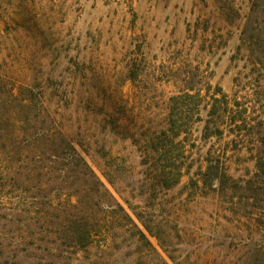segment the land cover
<instances>
[{"label":"rangeland","instance_id":"obj_1","mask_svg":"<svg viewBox=\"0 0 264 264\" xmlns=\"http://www.w3.org/2000/svg\"><path fill=\"white\" fill-rule=\"evenodd\" d=\"M0 77L32 89L49 115L17 139L0 96V171H13L0 190V264L264 261V183L254 177L264 149V0H0ZM183 91L201 96L198 119L178 138L181 176L165 188L146 166V141ZM220 92L227 105L210 119ZM50 127L159 240L143 229L149 244L136 243L109 218L105 241L71 245L63 202L78 193L85 221L111 213L88 208L82 181L52 157L58 137L30 138ZM33 167L47 174L23 182Z\"/></svg>","mask_w":264,"mask_h":264},{"label":"trees","instance_id":"obj_2","mask_svg":"<svg viewBox=\"0 0 264 264\" xmlns=\"http://www.w3.org/2000/svg\"><path fill=\"white\" fill-rule=\"evenodd\" d=\"M132 74L133 70L130 71V75L132 76V79H135V76ZM0 96H4L3 99L9 104L7 113L10 117V132H12V136L17 139L21 138L23 133H27L26 126L31 123H35L41 113H45L49 116L40 97H38L32 89L20 86L15 87L12 83H9V85L3 84L1 77ZM200 98L201 96L198 92L191 93L186 91L169 97L166 126L158 131H154L152 136H150L146 141L148 143L146 156L149 158L150 162L146 166L148 169L152 170V177L156 178L158 184L162 187L169 188L175 185L181 176L180 165L176 164V160H178L176 158L178 153L176 152L181 151L182 149V147H180L181 140L178 138L181 134H187L190 130L192 122L198 119L197 114ZM210 98L212 101L208 114L211 119V117L217 115V105H220L221 103L227 105L228 101L227 95L222 92H220V96L217 97L211 95ZM190 102L194 104L193 108H190ZM195 110L196 115L194 117L192 116V113ZM189 113H191V115H189ZM210 119L205 122L203 127L204 136H208L210 132ZM236 122L237 121L235 119H232V123L236 126H240ZM217 132L219 134L221 133V130L217 129ZM30 133L31 136H29L33 140L40 137L50 139L58 137L60 139V144L55 146L56 149L52 152V157L65 166L66 170L69 169L75 177L77 176L78 178L76 179H80L82 181V184H84L82 189L85 194L83 195L85 199L84 201L86 204L87 202H91V204L89 203L90 206H88V208L95 205L94 208H91L92 210L96 211L99 209L103 213H107L110 210L111 216L101 217L98 219L96 217H91V220L88 217L89 220L85 221L81 220L82 217L80 212L82 211V201L79 195H77L78 193L75 195L74 202L70 200L66 203L63 202L62 207H64L65 210L72 212L71 218H67L69 223L68 229L70 233L71 245H74L76 248L86 249L94 242L105 241L106 232L108 231L107 222L109 221V218L117 222L118 228H122L127 231L131 240L136 243L149 244L144 230L159 240L158 236L153 233L150 225L142 219L143 217L141 213L132 210V214L144 230L137 225L134 219L113 197L103 182L90 168L85 159L78 153L75 147L69 140H67L59 129L56 127H50L45 130L43 129L42 131L34 129L33 131H30ZM27 144H29V142H27ZM36 157V159H40L39 155ZM211 167V163H208L206 170L203 173L204 178L209 173ZM38 168L39 169L37 171H33V169H35L34 167L32 169H26L20 179L23 182H27L30 178L37 177V175L40 177L41 175L47 174V172L43 171L42 168ZM255 168L256 171L254 177L256 178V182L264 183V149L256 152ZM60 170H63V168L59 169V171ZM11 177L13 178L12 170H7L5 172L0 171V190L3 187V184H6L7 180H10ZM106 180L111 184L109 179L106 178ZM103 196L108 197L109 202L114 204L115 209L107 203H105V205H100ZM1 204L2 201H0V205ZM46 204H48L49 207L56 209L55 206H53L51 199H49ZM247 264H264V261L261 259H252Z\"/></svg>","mask_w":264,"mask_h":264}]
</instances>
